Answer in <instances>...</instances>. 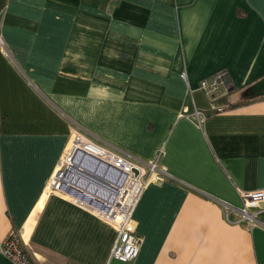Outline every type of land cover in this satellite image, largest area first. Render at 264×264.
<instances>
[{"label": "crops", "instance_id": "crops-1", "mask_svg": "<svg viewBox=\"0 0 264 264\" xmlns=\"http://www.w3.org/2000/svg\"><path fill=\"white\" fill-rule=\"evenodd\" d=\"M261 77L264 0H0V246L14 231L32 264H264V201L255 223L239 212L264 190V95L240 96ZM76 136L169 174L134 206L132 261L49 187Z\"/></svg>", "mask_w": 264, "mask_h": 264}, {"label": "built area", "instance_id": "built-area-1", "mask_svg": "<svg viewBox=\"0 0 264 264\" xmlns=\"http://www.w3.org/2000/svg\"><path fill=\"white\" fill-rule=\"evenodd\" d=\"M182 77L185 78V73H182ZM220 83L221 77L218 75L211 81H202L200 85L207 92L214 93ZM194 115L200 118V112L194 111ZM76 152L90 154L101 164L100 172L108 177L104 181L102 191H96L92 201H83L81 196L68 193L63 188L67 183H64L61 176L64 173L70 174L69 167L73 163H75L73 166H77ZM63 163L65 166L60 169ZM168 176L167 171L159 164L158 155L149 160H140L110 145L98 143L85 136H76L52 176L50 185L110 223L116 230L110 257L127 262L138 255L140 247V237L135 232L132 212L141 191L149 181L163 180ZM241 197L243 205L239 210L241 218L247 219L251 224L255 223L257 221L255 213H251L249 209L264 201V190L243 191ZM0 250L13 264H32L19 235L14 231L4 237Z\"/></svg>", "mask_w": 264, "mask_h": 264}, {"label": "bare ground", "instance_id": "bare-ground-1", "mask_svg": "<svg viewBox=\"0 0 264 264\" xmlns=\"http://www.w3.org/2000/svg\"><path fill=\"white\" fill-rule=\"evenodd\" d=\"M76 158L75 162L77 166H73L75 163L72 162L73 164L69 167L71 175L64 173L61 177L64 179V183H68L67 187L71 191H74V195L80 193L83 201H92L95 192L102 191L104 181L108 177L106 174L100 172L102 169L101 165L94 167L89 163L88 159L92 158L90 154H78ZM73 175L76 177L74 178Z\"/></svg>", "mask_w": 264, "mask_h": 264}, {"label": "water", "instance_id": "water-1", "mask_svg": "<svg viewBox=\"0 0 264 264\" xmlns=\"http://www.w3.org/2000/svg\"><path fill=\"white\" fill-rule=\"evenodd\" d=\"M262 95H264V77L259 78L258 80L254 81L253 83H251L250 85H248L247 87H245L244 89L240 91V96L244 99H253L257 96H262ZM76 154L78 157V154H84V152H76ZM88 161L94 167H96V165H99V166L101 165L98 163L97 160L93 158L88 159ZM67 186H68V183L63 187L65 191L74 195V191H71L69 187ZM75 195L81 196L80 193L75 194Z\"/></svg>", "mask_w": 264, "mask_h": 264}, {"label": "trees", "instance_id": "trees-1", "mask_svg": "<svg viewBox=\"0 0 264 264\" xmlns=\"http://www.w3.org/2000/svg\"><path fill=\"white\" fill-rule=\"evenodd\" d=\"M236 90V88H233L231 91H235ZM215 102V101H214ZM244 102H246V100H241V101H238V102H236V103H232V102H230V101H227L226 103H225V107H232V106H235V105H237V104H239V103H244Z\"/></svg>", "mask_w": 264, "mask_h": 264}, {"label": "rangeland", "instance_id": "rangeland-1", "mask_svg": "<svg viewBox=\"0 0 264 264\" xmlns=\"http://www.w3.org/2000/svg\"><path fill=\"white\" fill-rule=\"evenodd\" d=\"M65 166V164L63 163V165L61 166V168L60 169H62L63 167ZM72 182H73V180H72ZM50 188H53L51 185L49 186ZM62 192V191H61ZM62 193H64V192H62ZM65 194V193H64Z\"/></svg>", "mask_w": 264, "mask_h": 264}]
</instances>
